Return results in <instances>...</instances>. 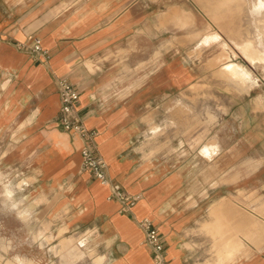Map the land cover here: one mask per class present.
I'll return each mask as SVG.
<instances>
[{"label":"crops","instance_id":"0c3cea01","mask_svg":"<svg viewBox=\"0 0 264 264\" xmlns=\"http://www.w3.org/2000/svg\"><path fill=\"white\" fill-rule=\"evenodd\" d=\"M134 1L0 0V136L11 128L14 137L25 138L21 148L32 153L36 166L39 159L54 156L69 171L62 180L70 175L71 191L83 200L82 215L72 224L88 223L90 235L104 239L108 264H152L139 225L146 217L163 234L167 264H264V199L260 204L247 200L241 180L226 182L220 173L195 180L184 166L141 157L134 144L140 123L134 107L142 100L134 92L144 96L155 83L147 77L145 63L130 67L118 61L136 52L130 50V39L141 18ZM35 36L49 50V61L40 62L18 47ZM119 75L138 78L119 83ZM61 77L81 92L79 109L85 125L97 132L109 176L130 194L141 195L132 214L121 212L119 202L108 198V186L81 172L82 140L55 119ZM110 91L123 92L122 98L111 97ZM30 101L33 113L18 119ZM163 129L155 123L151 134L158 137ZM220 150L214 138L203 146L207 165ZM36 171L41 176L38 167Z\"/></svg>","mask_w":264,"mask_h":264},{"label":"rangeland","instance_id":"374dc122","mask_svg":"<svg viewBox=\"0 0 264 264\" xmlns=\"http://www.w3.org/2000/svg\"><path fill=\"white\" fill-rule=\"evenodd\" d=\"M247 1L135 0L141 23L131 36L130 50L136 52L118 61L130 67L144 65L155 82L144 96L143 91L134 92V97L142 95L134 107L140 122L134 144L140 156L184 166L195 180L218 173L226 182L240 179L242 195L260 204L264 60L252 61L242 46L250 38L245 28L254 29V18L263 15L264 0L253 7L252 0ZM226 64L248 68L252 86L229 79L222 71ZM119 77V83L121 78H138ZM110 93L122 98L123 92ZM33 109L30 101L18 119ZM155 123L164 127L158 137L151 134ZM213 138L221 150L207 165L201 150ZM24 141L9 127L0 136V264H108L104 239L91 236L88 223L72 224L82 215L83 200L71 191L70 175L62 180L69 171L54 156L39 159L36 166L32 153L21 148ZM64 193L65 199H60Z\"/></svg>","mask_w":264,"mask_h":264},{"label":"built area","instance_id":"2783aa9c","mask_svg":"<svg viewBox=\"0 0 264 264\" xmlns=\"http://www.w3.org/2000/svg\"><path fill=\"white\" fill-rule=\"evenodd\" d=\"M18 47L31 51L35 59L40 62H47L51 58L49 50L43 46L39 36L33 37L30 43L19 42ZM58 91L60 109L55 119L66 132L82 140L81 172H87L92 180L108 186V198L119 202L121 212L132 214V209L139 202L141 195L130 194L120 182L109 176L107 162L100 155L96 144L97 132L85 125L84 117L80 112L79 88L67 77H61L58 79ZM139 225L145 235L144 241L150 249L152 264H167V247L157 224L146 217L139 221Z\"/></svg>","mask_w":264,"mask_h":264},{"label":"bare ground","instance_id":"6f19581e","mask_svg":"<svg viewBox=\"0 0 264 264\" xmlns=\"http://www.w3.org/2000/svg\"><path fill=\"white\" fill-rule=\"evenodd\" d=\"M258 1L259 0H252L249 4L253 7L254 4L258 5ZM247 2V0H244V5ZM262 14V16L254 18V29L249 26L245 28L248 31L250 38L245 44H243L242 49L252 61L256 59L258 61L264 60V12ZM218 19H216V21H218ZM220 26H223V24ZM259 39H261L262 42H260ZM222 71H224V74H226L229 79L240 86L250 87L253 84L252 73L242 64H226Z\"/></svg>","mask_w":264,"mask_h":264}]
</instances>
